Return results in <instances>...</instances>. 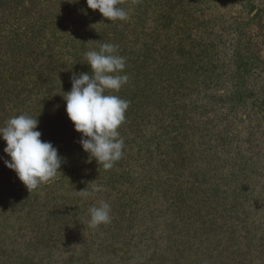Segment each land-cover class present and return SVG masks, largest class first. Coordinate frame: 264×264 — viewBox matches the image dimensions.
<instances>
[{"label": "trees", "instance_id": "1", "mask_svg": "<svg viewBox=\"0 0 264 264\" xmlns=\"http://www.w3.org/2000/svg\"><path fill=\"white\" fill-rule=\"evenodd\" d=\"M229 1L121 0L129 19L110 22L86 0H0V126L37 117L63 158L29 193L0 139V264H264L250 211L252 175L264 177V0H239L240 14ZM103 43L126 58L116 94L130 102L107 171L63 99ZM101 201L111 222L92 228Z\"/></svg>", "mask_w": 264, "mask_h": 264}, {"label": "clouds", "instance_id": "2", "mask_svg": "<svg viewBox=\"0 0 264 264\" xmlns=\"http://www.w3.org/2000/svg\"><path fill=\"white\" fill-rule=\"evenodd\" d=\"M86 3L88 9L98 10L110 22L129 19L128 13L119 7L121 0H86ZM84 56L91 72L74 75L71 90L64 93L63 99L68 119L81 134L83 151L107 171L123 157L125 147L119 128L125 122L130 102L116 93L129 82L125 74L126 58L119 54V46L112 43H103L99 50H89ZM64 59L72 61L71 56ZM38 123L37 117L21 114L0 126V139L6 143L4 153L10 157L4 164L15 172L29 193L62 174L59 169L63 158L51 142L41 140ZM101 191L103 188L95 185L91 192L85 189L79 193L88 197ZM89 214L92 228L111 222V206L106 201L90 207Z\"/></svg>", "mask_w": 264, "mask_h": 264}, {"label": "rangeland", "instance_id": "3", "mask_svg": "<svg viewBox=\"0 0 264 264\" xmlns=\"http://www.w3.org/2000/svg\"><path fill=\"white\" fill-rule=\"evenodd\" d=\"M238 1L239 0H230L228 3V7L226 9H232V13L234 14L242 13L243 9L240 5V2ZM261 79L263 80V85H264V75L261 77ZM250 182H251L250 188L253 190V193L255 194L253 198L255 199V203H256L255 206H252L250 208L251 215L255 216L256 219L258 220L256 224L258 225L261 224V226L264 227V177H260L259 174L252 175V179ZM261 233H264V229L261 231Z\"/></svg>", "mask_w": 264, "mask_h": 264}]
</instances>
